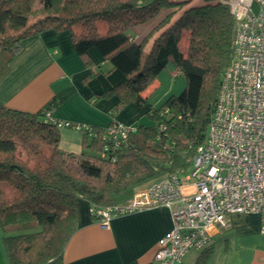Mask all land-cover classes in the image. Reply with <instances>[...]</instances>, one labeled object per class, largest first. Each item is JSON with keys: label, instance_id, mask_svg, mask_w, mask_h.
Segmentation results:
<instances>
[{"label": "trees", "instance_id": "obj_1", "mask_svg": "<svg viewBox=\"0 0 264 264\" xmlns=\"http://www.w3.org/2000/svg\"><path fill=\"white\" fill-rule=\"evenodd\" d=\"M204 2L185 9L171 24L173 12L169 13L135 44L126 34L131 27L185 3L0 0V78L23 39L52 29L70 33L86 66L95 64L89 56L92 49L110 65L106 72L85 76V81L94 99H118L114 112L130 103L144 105L152 92L147 88L169 65L185 81L180 94L146 113L153 125H135L125 146L105 157L99 137L105 127H82L79 153L59 148V128L45 121L46 112L57 106L53 100L34 113L0 105V183L13 189L9 198H3L0 189L8 264H62L63 249L77 227L78 200L90 207L121 203L150 181L188 171L204 140L235 31L228 5L221 0ZM35 5L41 13L30 20ZM183 34L185 52L179 46ZM207 248L197 264L204 263Z\"/></svg>", "mask_w": 264, "mask_h": 264}, {"label": "crops", "instance_id": "obj_2", "mask_svg": "<svg viewBox=\"0 0 264 264\" xmlns=\"http://www.w3.org/2000/svg\"><path fill=\"white\" fill-rule=\"evenodd\" d=\"M171 1L185 4L162 10L153 19L131 27L126 33L129 39L139 44L169 13L173 12L171 24L185 9L205 3L204 0ZM89 56L95 63L92 67L86 66L75 52L66 30L49 29L23 39L20 51L0 78V105L34 113L53 100L57 106L51 109V116L56 120L97 127H106L112 122L137 125L146 124L142 120L149 110L158 109L168 97L180 94L185 86L182 73L169 65L147 88L152 92L144 105L130 103L114 112L118 99H94L85 81V76L99 70L106 72L110 65L102 62L93 49ZM59 135L61 150L81 151L80 130L60 128ZM89 208L85 200L76 202L77 227L63 249L62 264H152L158 240L173 226L168 207L114 217L105 225L90 216ZM228 219L230 226L212 236L203 264H264V234L259 229L258 215L233 213ZM5 235L0 226V264H8L3 244ZM202 252L190 249L175 264H197Z\"/></svg>", "mask_w": 264, "mask_h": 264}, {"label": "built area", "instance_id": "obj_3", "mask_svg": "<svg viewBox=\"0 0 264 264\" xmlns=\"http://www.w3.org/2000/svg\"><path fill=\"white\" fill-rule=\"evenodd\" d=\"M221 2L235 19L231 57L190 168L150 181L124 202L89 208L105 225L114 217L168 207L173 226L158 240L152 264L179 263L190 249H205L216 232L230 226L233 213L258 215L264 234V0ZM45 121L59 129L86 127L56 120L50 110ZM135 130L118 122L106 126L99 135L101 156L125 146Z\"/></svg>", "mask_w": 264, "mask_h": 264}, {"label": "rangeland", "instance_id": "obj_4", "mask_svg": "<svg viewBox=\"0 0 264 264\" xmlns=\"http://www.w3.org/2000/svg\"><path fill=\"white\" fill-rule=\"evenodd\" d=\"M39 13H41V7H39V5H35L34 6V13L32 14L30 20H33L34 18H36L37 15H39ZM185 45H186V34H183L182 38H181V41H180V46H181V50L183 52H185ZM142 123H146V125H153L154 124V121L153 120H150L148 118H145L144 120H142ZM0 189L2 191V197L3 198H9L13 195V189L6 185V184H3V183H0Z\"/></svg>", "mask_w": 264, "mask_h": 264}]
</instances>
